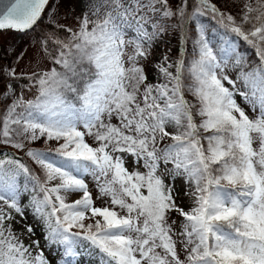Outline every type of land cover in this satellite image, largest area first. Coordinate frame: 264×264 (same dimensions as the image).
<instances>
[{"label": "snow or ice", "instance_id": "snow-or-ice-1", "mask_svg": "<svg viewBox=\"0 0 264 264\" xmlns=\"http://www.w3.org/2000/svg\"><path fill=\"white\" fill-rule=\"evenodd\" d=\"M0 34V264H264V0H0Z\"/></svg>", "mask_w": 264, "mask_h": 264}, {"label": "rangeland", "instance_id": "rangeland-1", "mask_svg": "<svg viewBox=\"0 0 264 264\" xmlns=\"http://www.w3.org/2000/svg\"><path fill=\"white\" fill-rule=\"evenodd\" d=\"M10 37H11V34H8V38H10ZM3 39H5V37L2 34H0V42H2Z\"/></svg>", "mask_w": 264, "mask_h": 264}]
</instances>
